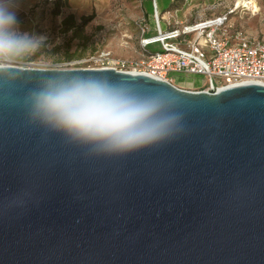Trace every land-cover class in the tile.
I'll return each mask as SVG.
<instances>
[{
    "label": "water",
    "instance_id": "water-1",
    "mask_svg": "<svg viewBox=\"0 0 264 264\" xmlns=\"http://www.w3.org/2000/svg\"><path fill=\"white\" fill-rule=\"evenodd\" d=\"M18 71L0 77V264H264V85L188 91L113 68ZM46 74L163 90L185 131L86 158L27 121L23 96Z\"/></svg>",
    "mask_w": 264,
    "mask_h": 264
},
{
    "label": "clouds",
    "instance_id": "clouds-1",
    "mask_svg": "<svg viewBox=\"0 0 264 264\" xmlns=\"http://www.w3.org/2000/svg\"><path fill=\"white\" fill-rule=\"evenodd\" d=\"M45 40L21 31L15 0H0V77L20 75L19 66ZM21 103L29 124L80 146L86 158L124 155L185 131L176 99L163 90L145 91L134 80L46 74Z\"/></svg>",
    "mask_w": 264,
    "mask_h": 264
},
{
    "label": "rangeland",
    "instance_id": "rangeland-1",
    "mask_svg": "<svg viewBox=\"0 0 264 264\" xmlns=\"http://www.w3.org/2000/svg\"><path fill=\"white\" fill-rule=\"evenodd\" d=\"M30 1L31 5L22 11L25 12L24 17L18 21L20 29L30 35H43L46 40L40 51L19 67L92 68L96 64L86 60L104 52L113 58L134 60L147 53L140 46V26L149 23L150 34L155 33L153 19H146L142 0H67V6L62 7L59 14L53 13L55 0ZM175 2V7L157 14L162 29L227 14L231 25L230 35L240 32L249 38H264V0H254L256 10L238 4V0ZM15 3L16 6L19 4L17 0ZM159 3V8L164 6L162 0ZM68 15L73 16L75 24H79L84 16L91 19L81 29H66L62 20ZM159 47L155 43L149 45L147 50L152 53ZM169 75L172 77L171 83L180 89L211 90L202 74L170 72Z\"/></svg>",
    "mask_w": 264,
    "mask_h": 264
},
{
    "label": "built area",
    "instance_id": "built-area-1",
    "mask_svg": "<svg viewBox=\"0 0 264 264\" xmlns=\"http://www.w3.org/2000/svg\"><path fill=\"white\" fill-rule=\"evenodd\" d=\"M155 18V34L147 35V23L140 26V46L146 50L158 43L159 50L134 60L113 58L104 52L86 61L96 64L92 68L139 72L170 83V72L202 74L211 92L249 82L264 85V38H249L240 32L230 35L227 14L165 29L157 15Z\"/></svg>",
    "mask_w": 264,
    "mask_h": 264
},
{
    "label": "trees",
    "instance_id": "trees-1",
    "mask_svg": "<svg viewBox=\"0 0 264 264\" xmlns=\"http://www.w3.org/2000/svg\"><path fill=\"white\" fill-rule=\"evenodd\" d=\"M45 2H47V0H45ZM153 3L156 4L157 13L158 12L162 13V12H164L166 10H169L172 7H175L176 2H175V0H162V4L164 3V6H161V8H159V6H160L159 0H142L143 7L145 9L144 14L146 16V19L148 17H151V19H153V23H154L153 28H154V31L156 33V30H155V25L156 24H155V15H154V12H153L154 11ZM64 6H67V0H55L54 1L53 13L54 14H59L61 12L60 9L62 7H64ZM24 15H25V12H22L20 14V16L17 17L18 21L20 20L21 17L23 18ZM90 19H91V17H85L84 16V17L81 18V22L79 24H75V22L73 21V16L72 15H68L62 20V22H63L64 26H66V29L76 30V29H81L83 26H85L90 21ZM147 22H148V20H147ZM147 24L149 26V32H148L147 35H153V34H150L151 27H150L149 23H147ZM145 51L148 52L147 49ZM198 86H200V85H198Z\"/></svg>",
    "mask_w": 264,
    "mask_h": 264
},
{
    "label": "crops",
    "instance_id": "crops-1",
    "mask_svg": "<svg viewBox=\"0 0 264 264\" xmlns=\"http://www.w3.org/2000/svg\"><path fill=\"white\" fill-rule=\"evenodd\" d=\"M19 4H17V17H19V13L26 10L30 5V0H17Z\"/></svg>",
    "mask_w": 264,
    "mask_h": 264
},
{
    "label": "bare ground",
    "instance_id": "bare-ground-1",
    "mask_svg": "<svg viewBox=\"0 0 264 264\" xmlns=\"http://www.w3.org/2000/svg\"><path fill=\"white\" fill-rule=\"evenodd\" d=\"M238 4H242L243 6H246V7H251V8H254V10L257 9V6L256 4L254 3V0H238L237 2ZM252 12V11H251Z\"/></svg>",
    "mask_w": 264,
    "mask_h": 264
}]
</instances>
